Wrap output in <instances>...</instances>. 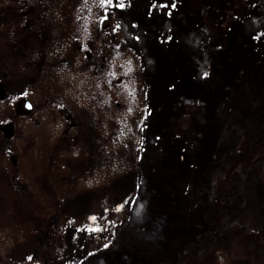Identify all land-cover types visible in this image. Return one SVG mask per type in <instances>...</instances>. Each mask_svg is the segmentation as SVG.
I'll use <instances>...</instances> for the list:
<instances>
[{"label":"rangeland","instance_id":"374dc122","mask_svg":"<svg viewBox=\"0 0 264 264\" xmlns=\"http://www.w3.org/2000/svg\"><path fill=\"white\" fill-rule=\"evenodd\" d=\"M133 231L264 264V0H0V264L141 255Z\"/></svg>","mask_w":264,"mask_h":264},{"label":"trees","instance_id":"16d2710c","mask_svg":"<svg viewBox=\"0 0 264 264\" xmlns=\"http://www.w3.org/2000/svg\"><path fill=\"white\" fill-rule=\"evenodd\" d=\"M130 1V0H129ZM132 1V0H131ZM133 4L135 6H138L140 5V0H133ZM232 19V16L231 15H228L226 18H225V21L224 22H230ZM149 148L151 150H155L156 151V154L154 155V157H151V156H147V155H143L142 157V160H141V165H140V168H142V170H145L146 171V167L148 164H153L154 166H156V169L157 170H161L158 175L155 173L153 175V179L158 181L157 180V176L159 178H161V175H162V153H163V150L159 147V146H149ZM162 151V152H161ZM179 165V164H178ZM139 168V169H140ZM155 169V170H156ZM181 169L182 166L181 164L179 166H177L175 168V170H172L171 172V176L176 180L179 178L180 176V173L181 172ZM167 173V171L165 172V174ZM153 174V173H152ZM164 176V175H162ZM168 176V175H167ZM161 179H159L158 183H156V189H159L160 190L162 189V180L160 181ZM173 195V194H172ZM132 225V227H134L133 225V222H130L128 224V227L130 228ZM160 230V228H157ZM158 231V232H159ZM157 232V233H158ZM161 233V232H160ZM159 233V234H160ZM126 235H128L131 239H133L135 242L138 243V245L140 246H137V245H134V243H130L129 239H126L127 240V243L130 244L131 247H139L140 250L139 251H143V253L140 255V254H132L131 253V250H129L130 248H125V250H118L117 253L120 255V256H117V257H111V256H107V257H96L97 255H99V251H100V246L103 244H99L98 245V248L97 249H89L90 251H88L86 253V255L82 256V258H84V260L86 259H94L93 263L92 264H164L163 261L165 259V257L169 256L168 255V251H163L164 254H166L163 259H162V250H160V246L163 248H165V241H162V240H158L157 237H161V236H157L156 235H153L152 233H149L148 234V237H149V241L147 243H145L143 241V239L141 240L136 232H131V234L127 233ZM152 236H155L154 238H151ZM264 239V238H263ZM107 245V244H106ZM118 246V245H116ZM115 252L116 250L118 249V247H115V248H112ZM99 250V251H98ZM171 256V255H170ZM24 264H40V263H33L32 261L30 262H26Z\"/></svg>","mask_w":264,"mask_h":264},{"label":"water","instance_id":"95a60500","mask_svg":"<svg viewBox=\"0 0 264 264\" xmlns=\"http://www.w3.org/2000/svg\"><path fill=\"white\" fill-rule=\"evenodd\" d=\"M26 106H27V109H31L32 108V104L30 101H26Z\"/></svg>","mask_w":264,"mask_h":264},{"label":"flooded vegetation","instance_id":"af4514ba","mask_svg":"<svg viewBox=\"0 0 264 264\" xmlns=\"http://www.w3.org/2000/svg\"><path fill=\"white\" fill-rule=\"evenodd\" d=\"M24 107H26V108H27V106H26V101H25V103H24Z\"/></svg>","mask_w":264,"mask_h":264},{"label":"snow or ice","instance_id":"6c2138e0","mask_svg":"<svg viewBox=\"0 0 264 264\" xmlns=\"http://www.w3.org/2000/svg\"><path fill=\"white\" fill-rule=\"evenodd\" d=\"M92 219L95 220V217H93ZM29 259H31V258H29Z\"/></svg>","mask_w":264,"mask_h":264}]
</instances>
